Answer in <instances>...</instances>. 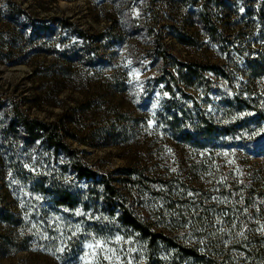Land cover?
<instances>
[{
    "label": "rangeland",
    "instance_id": "374dc122",
    "mask_svg": "<svg viewBox=\"0 0 264 264\" xmlns=\"http://www.w3.org/2000/svg\"><path fill=\"white\" fill-rule=\"evenodd\" d=\"M172 102L216 123L264 121V0H0V264H144L102 179L155 231L170 199L185 222L256 224L264 157L176 140L161 121ZM65 190L75 200L60 206ZM97 239L115 252L90 249Z\"/></svg>",
    "mask_w": 264,
    "mask_h": 264
},
{
    "label": "trees",
    "instance_id": "16d2710c",
    "mask_svg": "<svg viewBox=\"0 0 264 264\" xmlns=\"http://www.w3.org/2000/svg\"><path fill=\"white\" fill-rule=\"evenodd\" d=\"M223 105L234 109L238 106L241 108L240 104H232L228 100ZM246 109L255 110L250 105L239 110ZM254 112L256 114L253 116L248 113L231 118L226 123H216L206 115H201L200 111L172 102L162 113L161 121L173 138L189 147L214 152L234 148L247 150L249 145H253L256 148L253 151L248 149L249 153L264 157V135L254 137L252 142L245 136L251 128L262 130L264 127L262 111ZM20 120L23 127L31 133L34 130H40L43 134L47 132L46 125L22 117ZM53 136L52 133L48 135L49 144L65 151L64 144L58 137ZM74 171L79 178H92V173L79 162L74 163ZM102 184L103 191L107 194L104 206L117 215L122 227L137 234L144 241V264H264V205L255 217L256 224L249 226L250 221L241 217L239 220L235 219L236 226L228 227L227 224L228 226L219 228L205 223L202 216H197L196 219L189 216L187 222L183 221L184 213L172 208L171 199L164 200L162 203L165 208L160 209L155 217L157 224L166 229V232L155 231L148 222L134 216L122 203L115 185L105 179H102ZM255 186L254 193L258 194L255 193V196L264 199V173L257 177ZM55 193L60 206L71 205L75 200L66 190ZM177 232L183 233L185 239H179Z\"/></svg>",
    "mask_w": 264,
    "mask_h": 264
},
{
    "label": "snow or ice",
    "instance_id": "6c2138e0",
    "mask_svg": "<svg viewBox=\"0 0 264 264\" xmlns=\"http://www.w3.org/2000/svg\"><path fill=\"white\" fill-rule=\"evenodd\" d=\"M122 239V237H120V236H116L115 238H114V241H120ZM113 240H104V241H101V240H95L93 243H90L89 245H88V247L90 248V249H94V248H98V249H101V250H105V251H110V252H115V249H107L106 248V246H107V244H109V243H113L114 242ZM105 259H110V257L109 256H107V255H105V257H104Z\"/></svg>",
    "mask_w": 264,
    "mask_h": 264
}]
</instances>
